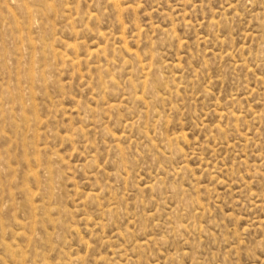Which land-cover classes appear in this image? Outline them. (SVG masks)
<instances>
[{
  "label": "rangeland",
  "instance_id": "rangeland-1",
  "mask_svg": "<svg viewBox=\"0 0 264 264\" xmlns=\"http://www.w3.org/2000/svg\"><path fill=\"white\" fill-rule=\"evenodd\" d=\"M0 264H264V0H0Z\"/></svg>",
  "mask_w": 264,
  "mask_h": 264
}]
</instances>
